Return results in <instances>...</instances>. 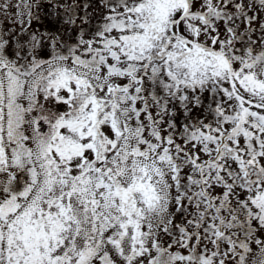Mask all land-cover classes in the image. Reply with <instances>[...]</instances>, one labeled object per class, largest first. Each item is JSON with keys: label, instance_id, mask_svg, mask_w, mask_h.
<instances>
[{"label": "snow or ice", "instance_id": "obj_1", "mask_svg": "<svg viewBox=\"0 0 264 264\" xmlns=\"http://www.w3.org/2000/svg\"><path fill=\"white\" fill-rule=\"evenodd\" d=\"M90 9L0 0V264H264V0Z\"/></svg>", "mask_w": 264, "mask_h": 264}, {"label": "rangeland", "instance_id": "obj_2", "mask_svg": "<svg viewBox=\"0 0 264 264\" xmlns=\"http://www.w3.org/2000/svg\"><path fill=\"white\" fill-rule=\"evenodd\" d=\"M65 2L69 4L71 3L80 4L83 2V0H65ZM94 9H95V0H93V9H90V11ZM92 22L93 24L96 23L95 20H93ZM33 28H39L41 31H43L46 28H49V29L59 28L61 30V33L64 39H67V36H68V25H61L54 16L49 17L45 20H41L40 22H34ZM71 35L73 36V38H75L76 33L73 31Z\"/></svg>", "mask_w": 264, "mask_h": 264}]
</instances>
